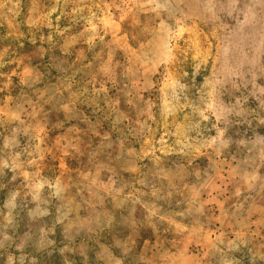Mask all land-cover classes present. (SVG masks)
<instances>
[{"label": "rangeland", "instance_id": "rangeland-1", "mask_svg": "<svg viewBox=\"0 0 264 264\" xmlns=\"http://www.w3.org/2000/svg\"><path fill=\"white\" fill-rule=\"evenodd\" d=\"M0 264H264V0H0Z\"/></svg>", "mask_w": 264, "mask_h": 264}]
</instances>
